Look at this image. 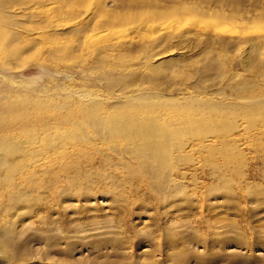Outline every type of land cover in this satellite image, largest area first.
<instances>
[{
	"label": "rangeland",
	"instance_id": "1",
	"mask_svg": "<svg viewBox=\"0 0 264 264\" xmlns=\"http://www.w3.org/2000/svg\"><path fill=\"white\" fill-rule=\"evenodd\" d=\"M0 157V264H264V0L0 1Z\"/></svg>",
	"mask_w": 264,
	"mask_h": 264
},
{
	"label": "bare ground",
	"instance_id": "2",
	"mask_svg": "<svg viewBox=\"0 0 264 264\" xmlns=\"http://www.w3.org/2000/svg\"><path fill=\"white\" fill-rule=\"evenodd\" d=\"M0 1L1 2H4V1H7V0H0ZM9 5H7V6H9ZM5 9H6V7H5ZM89 14L90 13H88L87 11H85V12H83V14H81L82 16L81 15H78V16L74 17L71 20L73 22V27L74 28L75 27H78V26H80L82 24H85L86 21L91 20L90 17H92V16L89 15ZM13 15H14V17L17 20H19V19H21L24 16V13H22L21 11H19V9L16 8V9H12L11 12H9L7 15L4 16V18L7 21H10L11 20V17ZM29 15L31 17L34 16V18L35 17L37 18L38 15H39V12H38V15H37V8L36 7H33L31 9V12H30ZM39 16H41V15H39ZM40 18H42V19L44 18L46 20V22H48V20H49V22H51L50 21V19H51V15L50 14H46V15L44 14V16L43 17H40ZM91 21H90V23H91ZM35 25H37V24H35ZM14 26H16V29H15V31L13 33L12 41H11L10 45L7 47L8 48L7 50H11L10 51L11 53H12L13 50H15L16 52H18L21 49L20 48V45H25L26 46V44L29 45L31 42H33V41L36 40V35L32 32V30H25V28H23L22 22L15 21ZM36 28H34V29H36ZM82 29H84V28H82ZM75 30H76V28H75ZM29 31H31V32H29ZM108 46L110 48V45H108ZM109 48H107V49H109ZM110 49H113V47H111ZM13 144L19 145L21 143H12V144L10 143V144H2L1 145V147H2V151H1L2 152V157L6 156V155H17V154H19L21 152V148L19 146L13 145ZM27 144H29V143L27 142ZM2 157H0V191H2L3 189L9 187L11 185L12 181H13L14 174L8 172L7 169L8 168H16V167H19L20 166L19 164H16L14 161L6 160L5 158H2ZM23 166L25 167L26 165H23ZM15 199H16V197L13 198V200H15Z\"/></svg>",
	"mask_w": 264,
	"mask_h": 264
}]
</instances>
